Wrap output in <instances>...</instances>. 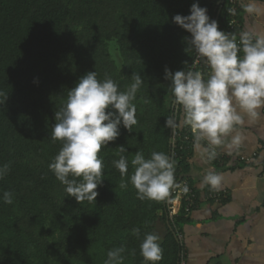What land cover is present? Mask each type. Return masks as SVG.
<instances>
[{
    "label": "trees",
    "instance_id": "16d2710c",
    "mask_svg": "<svg viewBox=\"0 0 264 264\" xmlns=\"http://www.w3.org/2000/svg\"><path fill=\"white\" fill-rule=\"evenodd\" d=\"M221 1L199 4L222 29L226 9ZM193 2L0 0V167L8 166L0 179V264H105L108 251L121 247L123 264H148L140 244L145 234L158 236L159 228L162 259L156 264L180 263L179 234L186 219L180 215L170 220L166 199H139L130 177L137 151L145 158L152 152L168 155L175 162L174 180L188 172L194 142H178L177 158H172V132L190 127L181 123L183 109L173 103L164 68L188 71L195 60L190 33L172 22L176 14L188 15ZM112 41L121 70L108 53ZM89 71L101 81L111 78L120 91H127L133 76L140 75L144 100L136 106L133 131L121 127L117 140L98 154L104 183L97 201L78 204L49 169L62 147L52 139V127L69 90ZM167 118L173 124L166 127ZM121 155L128 161L124 177L113 163ZM217 159L211 160L215 164ZM5 191L12 193V204L4 203Z\"/></svg>",
    "mask_w": 264,
    "mask_h": 264
},
{
    "label": "clouds",
    "instance_id": "9594fccd",
    "mask_svg": "<svg viewBox=\"0 0 264 264\" xmlns=\"http://www.w3.org/2000/svg\"><path fill=\"white\" fill-rule=\"evenodd\" d=\"M246 10L255 9L249 5ZM172 22L190 33L187 38L211 70L204 79L200 72L184 68L173 72L165 66L164 79L169 81L173 103L183 109L181 123L195 133L197 148L202 140L213 148L239 146L242 137L233 133L245 124V117L255 121L264 116V36L244 32L238 45L234 37L220 30L218 21L209 16L207 7L200 6L199 0L191 4L188 15L176 14ZM133 80L127 91H120L111 78L101 81L95 71H89L69 90L66 104L55 113L58 122L52 127V139L61 141L62 147L49 169L78 204L97 201L98 188L104 183L103 161L98 155L102 147L117 140L121 127L132 132L138 123L133 101L143 81L138 74ZM172 124L173 118H167L165 126ZM119 147L121 152L127 151ZM203 151L209 160L215 158V150ZM113 163L121 177L126 176V157L121 155ZM131 163L135 172L130 181L139 199L162 201L169 196L174 186L175 162L168 155L152 152L145 158L137 151ZM7 170V165L0 167V179ZM222 181L219 174L204 176V183L216 190ZM3 201L12 204V193L5 191ZM133 232L138 235L139 229ZM123 252V247L108 251L105 264H123ZM140 254L148 264L162 259L156 234H145Z\"/></svg>",
    "mask_w": 264,
    "mask_h": 264
},
{
    "label": "crops",
    "instance_id": "0c3cea01",
    "mask_svg": "<svg viewBox=\"0 0 264 264\" xmlns=\"http://www.w3.org/2000/svg\"><path fill=\"white\" fill-rule=\"evenodd\" d=\"M251 5L253 12L246 9ZM241 34L264 36V0H244L237 13ZM223 28V27H222ZM239 146L213 148L196 140L189 149L185 178L199 196L224 193L220 203L202 200L186 217L180 229L185 264H264V116L245 117L237 128ZM215 150L219 162L203 150ZM219 174V190L204 183V176ZM203 199V198H202Z\"/></svg>",
    "mask_w": 264,
    "mask_h": 264
},
{
    "label": "built area",
    "instance_id": "2783aa9c",
    "mask_svg": "<svg viewBox=\"0 0 264 264\" xmlns=\"http://www.w3.org/2000/svg\"><path fill=\"white\" fill-rule=\"evenodd\" d=\"M244 0H222L221 4L226 9V23L224 28L220 30L225 31L230 38L234 37L237 44L240 45L241 32L234 33L237 25V13L241 3ZM241 52V51H240ZM191 71L200 72L203 75L204 79H207L210 75V68L203 62L202 59L198 57V54L195 57V60L191 66ZM194 135L193 138L189 137L188 133ZM195 141V133L190 128V130L185 132H180L177 129H174L172 132V158L176 159L177 154L174 151L178 142L187 143ZM180 149H182L180 147ZM187 189V190H185ZM203 198V199H202ZM224 198V193L220 192H211L205 196H199L196 189L188 183L186 179L174 180V186L170 189L169 196L166 198V210L170 220H174L178 217L179 214H182L186 217L194 208L198 207L199 203L204 201H211L215 203H220ZM179 264H185L184 259L181 257Z\"/></svg>",
    "mask_w": 264,
    "mask_h": 264
},
{
    "label": "rangeland",
    "instance_id": "374dc122",
    "mask_svg": "<svg viewBox=\"0 0 264 264\" xmlns=\"http://www.w3.org/2000/svg\"><path fill=\"white\" fill-rule=\"evenodd\" d=\"M108 53H109L110 57L112 58V60L115 62L117 69L121 70L122 69V61H121V57L119 55L118 48H117L115 41L108 43ZM131 84L129 86H131ZM143 100H144V98H143L142 92L139 89L136 93V99L133 101V103L135 104V106H137L139 103L143 102ZM169 101H170L169 98H166V102H169ZM180 215H182V214H179L178 216H180ZM157 234L159 237L162 236V234H163L162 228L158 229ZM179 238H180V236H179Z\"/></svg>",
    "mask_w": 264,
    "mask_h": 264
}]
</instances>
